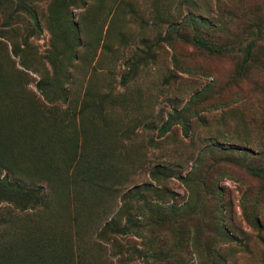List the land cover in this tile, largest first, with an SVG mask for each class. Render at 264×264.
<instances>
[{"label":"rangeland","instance_id":"rangeland-1","mask_svg":"<svg viewBox=\"0 0 264 264\" xmlns=\"http://www.w3.org/2000/svg\"><path fill=\"white\" fill-rule=\"evenodd\" d=\"M0 264H264V0H0Z\"/></svg>","mask_w":264,"mask_h":264},{"label":"trees","instance_id":"trees-1","mask_svg":"<svg viewBox=\"0 0 264 264\" xmlns=\"http://www.w3.org/2000/svg\"><path fill=\"white\" fill-rule=\"evenodd\" d=\"M38 29H40L39 25H37Z\"/></svg>","mask_w":264,"mask_h":264}]
</instances>
